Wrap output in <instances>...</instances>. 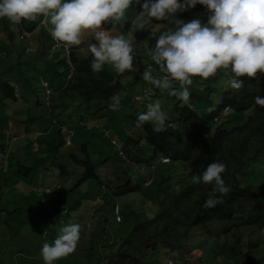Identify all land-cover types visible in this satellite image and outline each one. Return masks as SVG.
Returning <instances> with one entry per match:
<instances>
[{"label":"rangeland","instance_id":"rangeland-1","mask_svg":"<svg viewBox=\"0 0 264 264\" xmlns=\"http://www.w3.org/2000/svg\"><path fill=\"white\" fill-rule=\"evenodd\" d=\"M133 9L135 5L126 10L125 19L118 22L120 32L117 31L127 35L133 28L135 70L118 74L110 65L103 67L122 78L127 88L124 97L120 94V107L111 113L90 109L74 88L75 80H70L73 68L67 64L70 58L50 35L46 17L20 23L0 18V264H44L39 254L42 243L51 242L67 222L80 224V237L75 250L54 264H117L127 234L138 223L155 217L159 201L182 177V164L169 163L165 158L168 164L155 163L154 184L144 185L152 171L147 159H142L148 155L147 147L143 141L135 144L142 124L130 116L144 111L146 103L131 102L130 96L136 88L141 93V86L150 84L141 78L149 65L154 74H160L151 60L153 46L149 41L155 43L159 34L156 32L168 22L157 25L153 19L143 29L136 28L129 16L134 14L135 19L137 12ZM143 32H147L146 42L140 40ZM89 37L91 33H85L82 41ZM87 48L82 51L89 52ZM83 52L81 56L88 54ZM128 78H132V86L128 85ZM44 82L52 91L50 97ZM6 85L16 89V99L4 93ZM68 85L73 90L65 91ZM156 89L150 102L159 100L172 118L178 99ZM220 104L218 100L216 105ZM213 108L200 112L208 116ZM241 124L238 117L228 120L226 127ZM62 127L74 131V135L64 137ZM215 127L210 124L207 135L211 136ZM34 144L38 145L37 150ZM138 148L143 154L137 152ZM254 170L263 178L255 180L249 171H243L240 179L245 185L259 181L263 186L264 155ZM93 172L96 177L90 176ZM128 181L141 189L115 194ZM261 203L264 206V196ZM211 228L192 229L180 242L183 252L175 251L176 257L171 255L172 248L159 246L158 250L143 252L137 260L140 264H167L169 259L174 264H226L224 258H229L230 253L224 249L228 244L236 245L232 257L239 256V264H257L254 259L247 262L258 253L257 228L244 226L229 234H223L217 226Z\"/></svg>","mask_w":264,"mask_h":264},{"label":"trees","instance_id":"trees-1","mask_svg":"<svg viewBox=\"0 0 264 264\" xmlns=\"http://www.w3.org/2000/svg\"><path fill=\"white\" fill-rule=\"evenodd\" d=\"M134 5L135 9L133 10L138 12L139 5ZM175 15L183 20L199 17L204 21L207 12L202 5L197 4L191 9L178 12ZM129 16L133 21L134 14ZM155 22L157 25L162 23V21L156 20ZM167 22L169 23V21ZM102 26L112 34H119L118 27L121 28L118 22L109 21ZM152 28L151 26L150 29L152 30ZM146 35L147 32L140 35L141 42L147 40ZM93 42V38L89 37L80 45L70 46L69 55L65 54L67 58H70L67 60L68 66L70 69L73 68L70 80H75L74 88L81 93L90 109L100 113H111L113 110L108 108L109 97L113 94L120 96L121 92L124 97L123 92H126L127 88L124 85V80L106 67L99 72H93L90 69L91 54L82 50L85 51L87 45ZM149 43L154 47V40L151 39ZM82 52L88 54L81 56ZM148 67L152 70L151 65ZM229 78L230 75H224L223 71H218L207 79L194 77L193 83L190 85L188 102L184 104H181L179 100L175 102L174 116L172 117L174 125L165 124L164 129L159 132L153 131L148 122L140 126V137L135 141V144L138 145V141H143L144 146L147 147L148 155L147 157L142 156V159H147L152 171L144 181V185L149 187L154 184L155 163L168 164L164 161L165 158L170 160L169 163H181L183 175L159 201V209L155 217L149 221L138 223L127 234L121 245L117 264H134L136 262L140 264V261L137 260L140 254L157 249L159 246L172 248L181 254L183 247L180 246V242L188 237L192 229L200 226L209 228V230H212L211 227L217 226L223 234L235 232L244 226L257 228L260 234L257 243L258 253L256 257L251 259L249 257L247 262L252 263L251 260L254 259L257 264H264V206L261 203L264 196L261 195L264 193V185L262 186L259 181L245 185L243 184L244 179H240L243 171H249V176L255 177V180L263 178H259V172L254 169L264 155V107L256 105L252 98L256 95L264 96V74L258 78L242 77L244 86L239 90L229 87L227 83ZM131 79L127 80L129 86L133 85L130 84ZM136 79L137 77L134 82ZM113 80L115 83L110 84ZM218 83L221 85L220 87ZM5 87L7 90H4V93L16 99V89L10 85ZM141 88V93L139 88H136L137 90L133 88L135 97H133L134 94L130 96L131 102L138 98L146 104L150 103V98L154 93L153 86L145 84ZM66 89L73 90L70 85L65 88V91H67ZM155 91L158 92L157 89ZM120 98L122 100L121 96ZM218 100H220V105H216ZM211 106L215 108L208 116L201 114L200 111L205 113V109ZM226 108L229 109V113L224 116ZM130 117L136 119L137 114H131ZM238 117H241V125L226 127L228 120L233 121ZM210 124L212 126L216 124L215 131L211 136L206 133V128ZM121 152L120 154L126 159V154ZM137 152L143 154L139 148ZM212 160H220L225 163L226 168L222 175L225 183L231 186V191L221 203L212 208H204L202 204L211 186L193 184L191 175L199 172ZM127 161L129 162V160ZM251 170L254 171L250 173ZM90 176L96 177V174L93 172ZM149 179H152V182L146 185ZM139 189H141L139 185L134 186L132 181H128L119 187L115 194H129ZM235 241L239 244L237 239ZM112 245L116 246V241L115 245ZM235 246L228 244L225 246V252L230 253L229 258H224L226 264L229 261L231 264L240 263L239 256L232 257L234 256L233 252L236 251ZM253 263L256 264V262Z\"/></svg>","mask_w":264,"mask_h":264},{"label":"clouds","instance_id":"clouds-1","mask_svg":"<svg viewBox=\"0 0 264 264\" xmlns=\"http://www.w3.org/2000/svg\"><path fill=\"white\" fill-rule=\"evenodd\" d=\"M134 4L140 7L132 21L136 28L143 29L153 19L169 21L156 36L151 55L160 74L149 68L141 73V78L181 104L189 100L188 86L194 77L207 79L223 71L224 75H230L229 87L239 90L244 86L242 77L258 78L264 74V0H0V18L20 23L37 16L46 17L50 35L66 48L80 45L83 35L91 33L94 42L87 45L92 57L90 69L99 72L110 65L120 74L135 70L133 28L130 27L127 35L112 34L102 25L109 20H124L126 10ZM197 4L206 9V20L199 17L183 20L175 15ZM252 99L264 107V96L256 95ZM119 107V95H111L108 108L115 111ZM225 111L229 113L228 108ZM136 120L138 124L150 123L155 132L162 131L169 122L174 125L159 100L147 103ZM225 168L223 161L212 160L191 175L193 184L211 186L202 207H214L231 191L222 175ZM79 237V223H64L54 239L40 247L44 264H54L72 253ZM171 255L176 257L177 253L173 251ZM167 264H174V260L169 259Z\"/></svg>","mask_w":264,"mask_h":264},{"label":"built area","instance_id":"built-area-1","mask_svg":"<svg viewBox=\"0 0 264 264\" xmlns=\"http://www.w3.org/2000/svg\"><path fill=\"white\" fill-rule=\"evenodd\" d=\"M55 41H56V40H55ZM56 42H57V44H58L59 46H63V47L65 48V51H64L65 54H66V55H69V52H70V51H69L70 46L66 48V47L64 46L63 42H58V41H56ZM70 65H71V62H70ZM43 85H44L45 88H46V92H47L48 97L52 96V91L49 89V85H48L46 82H44ZM225 115H227V111H225ZM169 125L172 126L173 123L169 122ZM61 134H62L64 137L71 138V137L74 135V131L70 130V129L67 128V127H62V128H61ZM34 148L37 150V149H38V145H37V144H34ZM121 154H122V152H121ZM151 182H152V179H149L148 182L146 183V185H149ZM116 211L118 212V207L116 208ZM119 220H121V219H119Z\"/></svg>","mask_w":264,"mask_h":264},{"label":"crops","instance_id":"crops-1","mask_svg":"<svg viewBox=\"0 0 264 264\" xmlns=\"http://www.w3.org/2000/svg\"><path fill=\"white\" fill-rule=\"evenodd\" d=\"M136 93H137V91H136ZM133 97H135V94L133 95ZM137 99H138V98H137ZM137 99H136L137 102H139V103L142 102V100L140 101L139 99H138V100H137ZM15 255H17V254H15Z\"/></svg>","mask_w":264,"mask_h":264}]
</instances>
